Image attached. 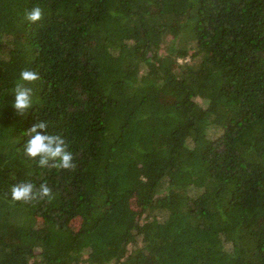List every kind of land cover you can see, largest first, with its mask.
<instances>
[{"label":"trees","instance_id":"obj_1","mask_svg":"<svg viewBox=\"0 0 264 264\" xmlns=\"http://www.w3.org/2000/svg\"><path fill=\"white\" fill-rule=\"evenodd\" d=\"M0 264H264V0H0Z\"/></svg>","mask_w":264,"mask_h":264},{"label":"clouds","instance_id":"obj_2","mask_svg":"<svg viewBox=\"0 0 264 264\" xmlns=\"http://www.w3.org/2000/svg\"><path fill=\"white\" fill-rule=\"evenodd\" d=\"M41 15V11L39 7L33 8L28 16L32 20L39 19ZM23 78L27 80H33L36 78L35 74L32 72L25 71L23 74ZM31 103V99L29 96L28 90H19L16 94V99L14 101V106L17 109H24L28 107ZM46 125L39 124L34 126L31 129V132L34 133L33 138L28 142L27 152L29 155L36 157L37 155L41 156L40 163L43 165L47 163V159L49 157H60V165L62 167H71L72 153L66 151V146L63 143L62 137L53 136V135H45L41 134L38 129L45 128ZM32 186L27 185L24 187H15L13 189L14 198L17 200L27 198L31 193ZM44 194L49 193V189L46 187L43 189Z\"/></svg>","mask_w":264,"mask_h":264},{"label":"rangeland","instance_id":"obj_3","mask_svg":"<svg viewBox=\"0 0 264 264\" xmlns=\"http://www.w3.org/2000/svg\"><path fill=\"white\" fill-rule=\"evenodd\" d=\"M76 226H78V223L75 221V223H74ZM42 231H43V226H42V224L41 223H38L37 224V227H36V229H35V232L37 233V234H40V233H42ZM139 244H141V240H140V238H139Z\"/></svg>","mask_w":264,"mask_h":264}]
</instances>
